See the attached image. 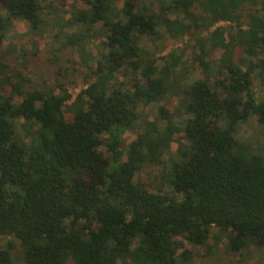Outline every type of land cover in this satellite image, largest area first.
<instances>
[{
	"label": "trees",
	"instance_id": "obj_1",
	"mask_svg": "<svg viewBox=\"0 0 264 264\" xmlns=\"http://www.w3.org/2000/svg\"><path fill=\"white\" fill-rule=\"evenodd\" d=\"M43 1L0 0V39L13 19L43 25ZM116 1L84 0L89 7L64 23L87 33L54 34L56 59L48 61L88 70L74 96L66 83L39 85L26 76L24 47L0 51V74L10 81L0 90V236L16 239L0 246V264H16L15 251L24 264H191L193 253L179 252L178 238L206 244L209 254L212 227L224 233L228 254L251 245L264 251V157L235 136L251 115L264 124V96L252 89L253 77L264 75V0H155L158 11L152 0H122L118 12ZM97 22L107 51L91 66L80 45ZM141 36L153 44L187 37L204 69L218 48L224 77L184 82L183 49L156 57L139 47ZM123 67L135 74L130 89L111 82ZM169 96L186 113L180 126ZM139 102L157 104L165 125L147 122L126 143ZM176 132L186 142L166 159ZM145 165L161 167L171 193L134 182Z\"/></svg>",
	"mask_w": 264,
	"mask_h": 264
},
{
	"label": "rangeland",
	"instance_id": "obj_2",
	"mask_svg": "<svg viewBox=\"0 0 264 264\" xmlns=\"http://www.w3.org/2000/svg\"><path fill=\"white\" fill-rule=\"evenodd\" d=\"M147 1V0H146ZM148 2V1H147ZM45 5L42 15L44 17V24L33 29L28 21L25 19H13L11 24L6 27L5 32L1 34L0 39V51L3 52L6 48L15 46L16 48L24 47L28 50V55L24 58L31 61L29 70L25 71L26 76L34 80V82L41 84V80L45 84L50 85L54 81L66 83V87L69 92L74 96L87 84L88 70L82 64L71 65L70 62H58L57 64L49 62L48 59L55 60L56 57L52 56L54 48L56 47V41L54 34L60 31L63 32H81L82 35L87 33V30L81 24H69L64 23V19L73 18L77 15L78 11L85 9L88 6L84 0H47L42 2ZM122 0H117L114 3V11H120L122 9ZM148 5L158 11L160 4L158 1L152 0L148 2ZM122 13V12H121ZM170 15L175 16L174 12ZM101 22H97L93 27L90 35L84 36L81 43V54L87 56L89 65L93 66L97 59L101 58L102 53L107 51L103 44L104 35L100 34L96 29L99 28ZM227 22H219L216 26L227 27ZM187 37L179 39H170L165 36L162 39H158L155 44L151 43L147 37L141 36L138 38V45L142 48H147L156 57L166 54L172 49H183L182 64L180 65V78L184 82H190L196 79H207L210 82H214L216 79L224 77V71H219V64L221 62V50L214 49L207 56L208 68L204 69L192 58V52L190 47H185ZM37 46L39 51L35 55L32 51ZM66 53V52H65ZM54 54V53H53ZM65 58L66 54L59 55ZM239 52L236 49L234 51L233 59L238 60ZM48 57V58H47ZM73 59L80 62L78 57L73 56ZM21 59L19 60V62ZM60 68V69H59ZM62 69V70H61ZM112 83L121 89H130L135 82V74L129 67H123L119 71L115 72ZM68 82V83H67ZM10 81L6 80L0 74V90H8L10 87ZM252 89L257 99L264 96V75L262 77H253ZM16 100H20L16 97ZM157 104L139 102L135 107V114L137 116L131 129L125 132V141L128 143L137 134L143 132L147 122L157 120V123L163 127L165 121L157 119ZM166 106L172 113L173 119L177 126L186 117L178 104V98L175 96H169L166 99ZM22 119L17 118L16 124L21 129L20 124ZM21 132L23 130L21 129ZM24 133V132H23ZM21 133V134H23ZM236 138L244 142L251 152L259 154L264 157V124H260L256 115H251L246 121L241 123L236 132ZM22 139L26 141V136L23 134ZM185 143L186 140L182 137L180 132L174 134V141L170 145V152L164 155L167 159L168 156L173 155L178 147V143ZM161 175V167L159 165H145L136 173L134 182L143 183L151 192L164 191L171 193V189L165 183L163 184ZM224 233L216 227H212L210 236L207 239L208 246H212L209 254L206 252V244H194L179 237L178 239L183 242L182 248L189 249L193 253V259L191 264H264V251L255 246H249L247 251L243 254L231 255L225 251L224 243L226 241ZM216 237H219V241L215 242ZM7 241L15 242L16 239L12 235L0 236V246H3ZM14 259L16 264H24L19 258L18 251L14 253Z\"/></svg>",
	"mask_w": 264,
	"mask_h": 264
}]
</instances>
